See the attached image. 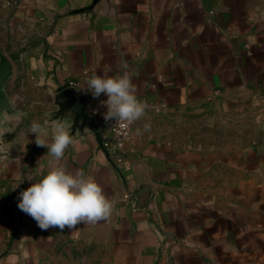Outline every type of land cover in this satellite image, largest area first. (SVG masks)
Wrapping results in <instances>:
<instances>
[{
  "label": "crops",
  "instance_id": "1",
  "mask_svg": "<svg viewBox=\"0 0 264 264\" xmlns=\"http://www.w3.org/2000/svg\"><path fill=\"white\" fill-rule=\"evenodd\" d=\"M0 5L8 11L10 48L0 52L13 64L5 90L14 110L0 128L11 156L0 158V264H42L62 240L92 232L106 239L108 264H264V0ZM124 72L138 100L163 111L245 97L249 105L235 109L252 128L231 144L187 148L144 132L141 118L113 166L88 127L72 135L71 119L56 117V97L74 89L89 113L108 97L94 98L85 82ZM33 123L49 143L57 123L70 131L60 163L102 186L114 202L107 220L42 230L18 208L20 192L53 159L35 143Z\"/></svg>",
  "mask_w": 264,
  "mask_h": 264
},
{
  "label": "clouds",
  "instance_id": "2",
  "mask_svg": "<svg viewBox=\"0 0 264 264\" xmlns=\"http://www.w3.org/2000/svg\"><path fill=\"white\" fill-rule=\"evenodd\" d=\"M85 83L94 98L102 93L108 97L101 102L107 107L106 122L115 119L117 126L126 129L145 116L148 106L138 100L136 87L127 72L117 76L93 74ZM143 131L150 132L151 125L146 123ZM31 133L36 135L37 146L46 147L53 159L41 179H28L34 183L20 192L18 208L30 215L42 230L57 227L63 231L66 226L75 229L81 222L94 225L107 220L114 202L105 195L102 186L83 171H70L60 163L73 142L70 131L57 123L50 143L42 138L47 133L39 123H33ZM137 134H141V130L137 129Z\"/></svg>",
  "mask_w": 264,
  "mask_h": 264
},
{
  "label": "rangeland",
  "instance_id": "3",
  "mask_svg": "<svg viewBox=\"0 0 264 264\" xmlns=\"http://www.w3.org/2000/svg\"><path fill=\"white\" fill-rule=\"evenodd\" d=\"M8 11L0 5V50H9L6 20ZM238 105H249L245 97H219L205 103L145 113L144 124L151 125L150 134L172 142L179 147L211 148L231 144L252 128L246 112L241 120ZM226 106L230 108L227 109ZM234 106V108H233ZM242 122V123H241ZM2 246L0 242V256ZM42 264H108L106 239L96 232L78 239L66 238L42 258Z\"/></svg>",
  "mask_w": 264,
  "mask_h": 264
},
{
  "label": "water",
  "instance_id": "4",
  "mask_svg": "<svg viewBox=\"0 0 264 264\" xmlns=\"http://www.w3.org/2000/svg\"><path fill=\"white\" fill-rule=\"evenodd\" d=\"M96 2V0H95ZM13 75V64L7 55L0 52V128L5 115L13 114L10 99L6 94V85ZM58 110L56 117L58 118H70L71 119V131L72 135L76 130L81 127H88L95 135L99 150H101L106 157L115 166L112 158L113 155L110 152L107 144L110 142L109 137L105 135L101 126L98 124L95 118L87 112L88 101L85 97H77L74 89H67L59 93L56 97ZM11 157L9 154L2 150V142L0 140V158Z\"/></svg>",
  "mask_w": 264,
  "mask_h": 264
},
{
  "label": "built area",
  "instance_id": "5",
  "mask_svg": "<svg viewBox=\"0 0 264 264\" xmlns=\"http://www.w3.org/2000/svg\"><path fill=\"white\" fill-rule=\"evenodd\" d=\"M101 102L102 101H95L89 109V114L91 117L96 119L105 135L109 137L110 142L107 144V147L109 148L113 157H117L127 145V143L131 140L132 127L134 123L128 128L122 129L116 125L115 119L106 122L104 119V113L107 112V107ZM141 102L148 106L146 112L160 113L164 109L163 105H153L145 101Z\"/></svg>",
  "mask_w": 264,
  "mask_h": 264
}]
</instances>
